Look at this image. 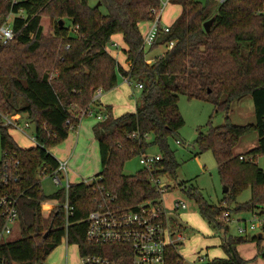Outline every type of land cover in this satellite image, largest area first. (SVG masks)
Returning a JSON list of instances; mask_svg holds the SVG:
<instances>
[{"label": "trees", "instance_id": "1", "mask_svg": "<svg viewBox=\"0 0 264 264\" xmlns=\"http://www.w3.org/2000/svg\"><path fill=\"white\" fill-rule=\"evenodd\" d=\"M100 1L106 15L87 0H22L13 6L9 0H0V24L12 12L15 31V37L0 47V144L2 156L20 163L17 192L22 193L17 203L20 237L4 243L0 254L9 264H43L65 238L76 245L80 257L100 254L118 261V253L128 246L89 243L85 238V219L96 207L95 186L103 187L126 208L135 209L156 198L144 169L133 175L123 173L127 160L151 146L161 153L158 174L176 180L179 164L169 138L184 123L177 102L179 95H185L206 100L213 105L214 114H224L221 125L199 130L195 144L199 152L212 153L227 191L218 205H211L196 187L185 182L176 185L222 235L220 247L225 256L205 264H247L236 248L245 239L229 235L220 216L231 205L234 212H247L264 204V168L255 162L264 157V0H168L180 6L181 12L167 32L159 25L149 50L170 41L173 46L150 63L141 49L138 25L153 19L151 9L160 0ZM212 17L206 32L203 24ZM114 34L127 47V69L106 50ZM119 76L142 86L135 110L119 116H113L110 105L96 110V115L104 116L92 128L101 170L95 183L70 184L67 197L72 215L65 226L64 190L45 195L40 187V177L57 167L49 149L68 137L70 127L78 126L81 113L92 104L94 91L116 87ZM246 96L252 99L254 122L234 124L228 116L231 103ZM16 114L31 123L35 146L20 148L9 134L10 126L3 125L4 116ZM253 131L257 145L245 154H233L239 138ZM240 155L253 161L240 159ZM248 188L250 199L237 202ZM170 225L173 230L183 229L175 219ZM165 264H183L178 245L167 249Z\"/></svg>", "mask_w": 264, "mask_h": 264}, {"label": "rangeland", "instance_id": "2", "mask_svg": "<svg viewBox=\"0 0 264 264\" xmlns=\"http://www.w3.org/2000/svg\"><path fill=\"white\" fill-rule=\"evenodd\" d=\"M99 1L100 0H87V3L91 7H95ZM196 1L206 3L207 0ZM98 9L102 15H106V9L103 5H99ZM166 10L163 19L168 22L177 18L181 12V9L178 7L168 6ZM10 17L11 19L13 18L12 15ZM64 22L66 26H70L69 20H65ZM145 23L140 25V31L143 35L146 34L145 28L147 24ZM115 40L120 42L119 50H116L114 47H110L109 49L112 51H119L118 55L120 59L123 56L121 52L122 40L117 37H115ZM165 50L166 48L164 46H158L152 50L147 48L145 50L146 58L153 59L161 55ZM121 82L124 83L122 89L125 90L127 88L129 90L128 95L125 93H123V95H118L119 93L117 92L116 87L117 85H120ZM117 85L110 90L103 91L100 100L102 102H110L114 108H133L139 97L140 90L133 84L125 82L121 76L118 77ZM247 102V100H243L240 106H231V111H229L228 116L232 123L244 125L253 122L254 110L250 109ZM128 104H130V106H128ZM177 106L184 123L178 129L177 134L169 138V146L174 152L179 166L176 170V180L173 181L169 178L165 179L170 183L171 189L163 195V203L169 218L177 220L183 227L182 230H179L178 227L175 228V230L183 236L182 241L177 243L178 253L182 258L183 264H205L208 260L213 258H223L225 256L220 247L222 235L219 231H215L208 225L207 221L198 212L195 201L189 198L185 191L177 187L176 184L179 182H185L188 185H192L200 191L203 198L209 204L218 205L220 203L223 198L222 190L224 186L217 172L216 161L210 151L199 152L195 140L199 130L205 132L210 125L212 127L221 125L224 121V114L222 112L214 114L213 105L206 100L188 98L185 95H179ZM92 109L93 107H91V110ZM119 111L120 109H117V112ZM83 112L80 117L82 116L83 121L86 120L91 124L92 129L96 122H98L97 119L94 115H85ZM24 121L27 120L23 116L19 121L18 128H9V134L20 148L27 149L35 146V143L31 139L33 127L32 125L28 128L23 127ZM88 123L86 125H88ZM70 132H72L71 129ZM92 134H90L91 137H93ZM80 136V140L79 142L77 140L75 147H73L75 142H71L69 148L72 150L70 149V151L67 152L68 154L65 151L69 148L67 142L64 141L50 148L49 153L55 159L68 160L67 171L69 174V181L73 180V174L75 173L79 175V181L83 180L86 183H90L92 179L97 178V175L101 170L97 141L93 140L90 142L88 138L89 136L84 133H81ZM176 140H179L180 144H177ZM257 142V133L253 131L239 138L237 145L234 147V151L236 153H246L251 148L255 147ZM147 153L161 155L160 151L155 146L149 147ZM1 156L2 149L0 144V158ZM255 162L259 167L264 168V157H258ZM142 168L143 166L139 163V157L136 156L124 163L123 173L125 175H133ZM40 187L45 195H50L61 189V186L55 184L47 175L40 177ZM250 196V189H245L237 197V202H246L250 199ZM179 200L183 201L186 204V207L174 212V203ZM231 209V218L233 221L229 225L228 234L233 237H238L235 220L238 218L248 220L250 214L248 211L234 212L233 205H231ZM253 236V233H249L244 237L245 241L236 247L237 253L242 259L247 261V264H264V259L259 250V245L261 246L263 242L259 243ZM19 237V227L18 225H13L9 239L12 241ZM78 263L79 257L75 246L73 244H68L65 238H62L61 242L48 254L43 264Z\"/></svg>", "mask_w": 264, "mask_h": 264}, {"label": "built area", "instance_id": "3", "mask_svg": "<svg viewBox=\"0 0 264 264\" xmlns=\"http://www.w3.org/2000/svg\"><path fill=\"white\" fill-rule=\"evenodd\" d=\"M22 0H9L11 6ZM223 1V0H217ZM168 0H160L156 8L151 9L153 19L149 21V29L146 34L142 36L141 49L145 50L153 45L157 38L158 29L160 25V14L167 6ZM19 14H22L20 11ZM14 16L10 12L4 21L0 24V47L6 46L14 37L15 31L13 29ZM161 29L167 32L169 26H162ZM167 48L173 46V41L165 44ZM147 63H150L146 60ZM123 80L130 83L129 78L125 77ZM134 86L140 89L141 84L135 83ZM100 89H96L93 94L92 103H94L101 94ZM91 114L92 111L88 108L83 114ZM14 116V115H13ZM13 116H4L3 125L11 128H18V119ZM82 117V116H81ZM97 121L104 118L103 115L97 114L95 116ZM31 124L24 121L23 127L28 128ZM74 127H70L73 129ZM33 140V137H31ZM34 141V140H33ZM35 143V141H34ZM177 144H180L176 140ZM240 159L253 161L252 157H244L240 155ZM160 154H149L147 152L139 155V163L143 166L147 173L149 183L154 187L157 197L146 200L140 203L135 209L121 206L110 193L104 191L103 187L96 184L95 203L96 207L89 212L85 221L87 228L85 238L89 243L95 244H110V245H124L128 249L118 253V261L112 260L107 256L100 254L79 256L78 264H165L167 260V249L169 247L177 246L178 242L182 241L183 236L173 230L170 225V218L164 207L163 195L169 190L170 183L165 179L166 177L158 174L159 168L156 166L160 161ZM57 160V167L49 174L52 181L61 186L65 192V200L61 204L65 213V226L68 225V217L72 215V207L68 202L67 191L70 186L68 177L67 164L68 160ZM45 175V176H46ZM98 178L92 179L90 183H95ZM21 182L20 163L17 159L9 155H4L0 158V247L9 241L12 233L13 225H18V199L22 194H18V186ZM85 182V181H84ZM88 183V184H90ZM186 204L179 200L174 203V212L185 208ZM250 218L245 220L238 218L235 220L238 237L244 238L247 234L253 233L254 238L263 244L259 250L264 254V204L256 205L253 209L248 211ZM220 220L229 229L231 218V211L224 210L220 216ZM261 234L258 238L257 235ZM176 235V236H175ZM0 264H9L8 261L0 254Z\"/></svg>", "mask_w": 264, "mask_h": 264}, {"label": "crops", "instance_id": "4", "mask_svg": "<svg viewBox=\"0 0 264 264\" xmlns=\"http://www.w3.org/2000/svg\"><path fill=\"white\" fill-rule=\"evenodd\" d=\"M178 7L179 9H181L180 8V6H178V5H173V4H167V6L164 8V10L162 11V13L160 14V18H159V21H160V24L162 25V26H169L174 20H172L171 22H168V21H165L164 19H163V16L166 14V9H167V7ZM143 23H145V22H140L139 23V25H138V27H139V31H140V25H142ZM145 24H147V26H146V30H145V32H147V30L149 29V22H146ZM140 33H141V31H140ZM141 35L143 36V34L141 33ZM115 37H117V38H119L120 40H122V37L119 35V34H114V35H112L111 36V38H110V44L108 45V47L106 48V50H107V52L113 57V58H115V60L124 68V69H127L128 67H129V63H128V61H126V56H125V54H124V50H126L127 49V47H126V45H125V43L123 42V40L121 41L122 43H121V46H122V48H121V52H122V54H123V56L119 59V55H118V53H119V51H112L111 49H109L110 47H114L116 50H119V48H120V42L118 41V40H115ZM160 46H164L166 49H167V47H166V45H160ZM154 59V58H153ZM152 58H147L146 60L148 61V62H151L152 60H153ZM124 85V83H122L121 82V84L120 85H117V92L119 93L118 95H123V93H125L126 95H128V93H129V90L126 88L125 90H123L122 89V86ZM102 94H103V92H101V94H100V96H99V98L94 102V103H92L91 105H90V107H89V109H90V111H92V113L90 114V116H93L94 115V117L96 116V110H98L99 108H102L103 106H106V105H110L111 106V110H112V114H113V116H119V115H121L120 113H126V112H128V111H130V112H134V110H135V106H133V108L131 107V109L130 108H124V109H121V107H119V108H114L113 107V105L110 103V102H108V101H105V102H102L100 99H101V96H102ZM249 96H246V97H244V99L242 98V99H240V100H236V101H233L232 103H231V106L233 105V106H235V107H238V106H240L241 104H242V102H243V100H247L248 102H247V104L250 106V109L251 110H253V103H252V99L249 97ZM237 102V103H236ZM136 105V104H135ZM252 105V106H251ZM128 106H130V104H128ZM231 106H230V111H231ZM91 107H93V109L91 110ZM117 109H120V111L119 112H117ZM95 111V112H94ZM121 111H123V112H121ZM94 113V114H93ZM15 119H18V122L22 119V117L23 116H21L20 114H16V115H14L13 116ZM253 122H254V120H253ZM253 122H250V123H253ZM88 122L85 120V121H83L82 120V117H80V120H79V124H78V126H76V127H74L73 129H71V131L72 132H70L69 134H68V137L64 140V142H67V146H68V148L70 147V145H71V142H75L74 143V145H73V147H75L76 146V144H77V140H78V142H79V140H80V135H81V133H84V134H86V135H88L89 137V140H90V142L91 141H93V140H95L94 139V137H91V135L90 134H92V129H91V124H89L88 123V125H86ZM85 130H86V132H85ZM76 134V135H75ZM93 135V134H92ZM84 136V135H83ZM78 138V139H77ZM72 139H73V141H72ZM179 141V140H178ZM70 149L71 148H69V149H67V151H65L66 153L67 152H69L70 151ZM72 150V149H71ZM68 154V153H67ZM233 154H235V155H238V154H245V153H241V152H239V153H236L235 151H234V149H233ZM68 177H69V174H68ZM78 179H80V177H79V175L78 174H73V180L72 181H70V183H77V182H81V181H83V180H81V181H79ZM70 180V179H69ZM75 246V248H76V251H77V254H78V249H77V247H76V245H74ZM78 257H79V254H78Z\"/></svg>", "mask_w": 264, "mask_h": 264}, {"label": "water", "instance_id": "5", "mask_svg": "<svg viewBox=\"0 0 264 264\" xmlns=\"http://www.w3.org/2000/svg\"><path fill=\"white\" fill-rule=\"evenodd\" d=\"M100 4H101V1H99L96 6H99ZM213 21H214V17H212L208 21L204 22L203 27H204V30L206 32L209 31L210 26L213 23ZM59 22H60V26H63V21L60 20ZM222 191H223V193L226 192L227 191V187L224 186ZM257 237L260 238L261 237V234H258Z\"/></svg>", "mask_w": 264, "mask_h": 264}]
</instances>
